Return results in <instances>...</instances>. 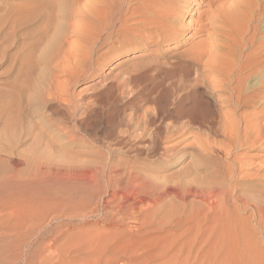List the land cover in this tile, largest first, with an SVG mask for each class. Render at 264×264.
Masks as SVG:
<instances>
[{
    "label": "rangeland",
    "instance_id": "374dc122",
    "mask_svg": "<svg viewBox=\"0 0 264 264\" xmlns=\"http://www.w3.org/2000/svg\"><path fill=\"white\" fill-rule=\"evenodd\" d=\"M37 1L38 0H0V113H1L0 114V182L9 181L11 183V191L15 193L14 197L16 200H19V202L23 203L25 198H26L25 199L26 202L30 201L29 203L27 202V204L30 207L31 206L33 207V209L31 207L32 211L34 210V212H32V215L34 213L37 214V216H34L36 214L32 216V221L35 220L33 222L36 223L38 219H34V218L36 217L38 218L40 216L44 218L42 219V222H37V224L40 223L41 225L45 226L46 231L44 230L43 233L48 234L47 236L48 239L50 238L56 239L59 237L58 239L60 240L58 239L55 240L57 242L59 241L58 244H64V243L68 244L66 243V241L67 242L69 241L68 245L71 244L70 246L75 244V243L72 244L71 242H76V243L81 242V244L77 243V245H79L78 247L82 245V248L80 249L77 248L76 244L73 245V247H75L74 252L78 251L79 253L78 255H76V257H79V255L83 253V250H84L83 247L86 244L85 240H87V238H88V243L89 244L91 243L92 240L90 239L91 238L90 235H93L94 233L98 232L96 230L99 229L101 232V230L103 229L107 231L108 233H111V232L116 233V231L119 233V232L126 231L130 227L129 226L130 221H127V220L125 221L128 225L126 223L118 222L120 223V225L115 226L116 228H112V226L106 225L108 223L107 222L108 217L106 219V213L110 214V217H111V214L114 213L112 216L113 218H115V220H117L118 213H122L121 212L122 210L124 212L126 210L127 211L132 210V208L130 207L131 205H133L132 202L134 201H135L134 204L136 203V206L139 205L138 207H136L135 211H137L136 213L139 212L140 214L139 215L137 214L136 217L141 220L145 218L144 219L145 221L149 219L146 222V224L148 223L149 224L146 226L147 227L149 226L147 228L148 230L152 229L151 233L152 232L153 233L152 234L150 233L151 237L159 238L158 240L159 242L157 241L155 245H153L154 243L153 244L150 243L152 244V248L155 249L156 251L163 252L167 249L172 248L171 254L173 256L177 249H174L170 245H174L175 247L178 243H180L181 245V243L183 241L186 242V240H194V238L195 240H197L198 239L197 236L198 235L200 236L201 233L203 234V236H200V237L198 236L199 239L206 238L210 234L211 232L210 228L212 227L210 226L209 228L207 226L211 225L209 223L210 219L212 218L217 219L216 213L215 214L212 213L213 217L212 216L210 217L209 216L210 211L208 210L204 199H202L199 196H196L194 193H191V192L187 193L186 191L191 189L188 183L189 184L194 183L193 186H195L197 184L204 185L207 183L211 185L213 182L214 183L217 182V184L223 185L224 187L228 188V191H230V193L228 194L230 196V194L233 193L232 184L237 185V183L235 182L230 183L229 181L225 179L224 166L222 165L220 160L217 159L216 157H209V158L207 156H199V157L196 156L195 157V155L192 154V151L188 150L187 148L184 149L178 156H174L173 157L174 159L164 158L165 156L161 158L162 155L160 156V154L161 153L163 154L162 149H164V147L168 145L171 146L173 144L178 143L179 149H181V148H184L186 145L193 143L194 139L191 138V135L189 134V132L181 136L180 138L176 137L173 141L170 142V144L164 143V141L166 142L165 138L163 139V142L162 140L159 141L157 144L158 146H156L158 147L156 148V153L154 155H150V157H148L149 155L146 156L145 154H144L145 157L143 155L136 156L135 153L129 152L130 151L129 149L131 148L130 145L134 143L132 141L133 140V136H132L133 131L131 132L132 127H130L128 123L130 116H135V115L144 116L145 114L144 111H146V107L149 106L148 109H150V107L152 106L151 108H153V105H150V104H147V105L145 104V106H143L145 103V102L143 103V99H145L144 98L145 95L142 94L143 89L152 88L154 86L153 82L155 83V81L153 80H156L159 83V81H161V78L165 77L168 74V72L169 73L172 72V70H173L172 74L174 72L176 73V71L177 72L182 71L181 67L176 68L177 69L176 70L175 68L171 67L172 66L171 64L172 63L176 64L178 62H181L179 61V56L176 57V55L186 52L189 49V47L192 45V41L184 39L183 41L187 43H185V45H183L180 48H174V49H172V47L174 46V42L171 41L170 44L163 46V48L160 51L156 49H152L148 51L147 53H144L145 56L142 57V56H139L141 54H138V50L136 51V50L125 47L127 41H124L125 40L124 38L120 40L118 39L115 40L116 39L115 36L117 34L115 32L116 30L114 29H117V28H114L108 31V33L114 37L113 39L114 42L113 40L112 42L102 41L101 43L97 45L98 47L96 46L97 48L96 49L94 45L91 43H89L88 45H85L83 43L84 38L81 35V30L85 29L84 27L85 25L87 26L85 33H88L90 35V33L93 32V26L91 25H94L95 23L94 19L90 18V19L83 20V21L78 20V19H73V18L70 19L68 15L65 13V8L67 10V7H66L67 2H68L67 0H62V3L60 0H52V1L42 0L44 3H46V5H49V3L54 5L53 8L55 7L54 10L56 9L57 11L56 12L57 16L55 15L54 17V23H52V26H50L48 22H40L38 18L36 19L33 18L34 20L31 22L30 20L32 18L30 17H33V16L38 17V16H36V14L31 13V11H33V8H32L33 5H31L30 3H33V2L35 3ZM47 1H49V3ZM69 1L70 2L72 1L73 3L72 2L71 3L75 5L74 0H69ZM91 1L92 0H82L83 3L89 2L88 5H91L90 3H93V1L92 2ZM257 1L256 3L257 4L259 3L258 4L259 7L263 3L262 5L263 8L261 6L262 8L261 11H264L263 10L264 0H257ZM135 2L136 1H131L130 6L135 8L137 6V3ZM27 4H30V5L28 6ZM25 5H27V7ZM53 8L51 6V9H50L47 6V8L43 9L44 11L42 10L43 11L42 13L47 14L48 12V14H50L51 13L50 11H52ZM18 9L20 13L18 12ZM27 9H29V11ZM20 10H22L24 14H22V11ZM61 10L64 12H61ZM203 11H205V7L203 6V4H200V6H197L195 5V3L191 2L190 8L184 12L181 21H183L182 23L184 26L189 28L188 32L186 33L187 36L189 35L188 38L191 37L192 34L194 33L195 22L198 20L199 15H201ZM58 12H59V15H58ZM62 13L63 15L66 14L64 15L65 17H63ZM27 14H31L29 15L30 17ZM29 18L30 20L28 21V25H27V22L25 21L28 20ZM67 18H69L70 20ZM55 19L58 22H56ZM79 25L80 26L82 25V26L80 27ZM117 26L119 25L117 24L116 27ZM110 31L112 32L110 33ZM54 32H57V33H54ZM40 36L42 37V39H40L41 38ZM44 38H46L47 40ZM65 38L67 39V41ZM39 41L41 43L43 42L44 45H42ZM26 43L27 45H25ZM55 45H56V48H54ZM51 49H53L52 51L54 52H52ZM47 55L51 63H48L46 65L44 64L46 63L44 61V58L46 59ZM91 55H94V56L92 57ZM153 55L158 56L157 57L158 60L156 58L155 60L156 62L154 63H156L157 65L152 63L153 65L152 66L150 64L151 63L150 56H153ZM43 56H46V57H43ZM133 57H136V58H133ZM82 60L83 61L87 60L86 62H88V64L91 63L90 70L88 71L89 73L87 72L86 76L83 75L82 76L83 78L81 77L79 81L77 80L78 82L75 81L76 82L75 84H73V82L70 83L71 79L73 81V78H71L72 72L75 70H78L79 63L83 62ZM13 61L15 62L14 64H13ZM59 61L61 63V66H60L61 69L55 66L56 64L55 62L58 63ZM92 62H94V64ZM169 62L170 64H168ZM139 64L142 67H144L142 69L143 70L145 69L144 71L146 74L143 75L144 71L142 70L143 72H141V74L139 73L140 75L139 74L135 75L136 73H133L132 75L131 73L132 67L139 65ZM54 66L56 68H53ZM155 66L162 68L163 72L158 73L160 76H158L157 72H152V71L148 72V70L152 69V67H155ZM128 68L130 69L129 71L127 70ZM164 69L168 70V72L164 71ZM66 71H69V72H66ZM125 71L128 73H131L130 75L134 76V80L131 83H129L128 86L125 87L124 89L125 91L122 92V89L120 91V89L116 87H118V84H119L117 82H120L122 80L121 79L123 75L122 72L125 73ZM116 77L118 78L116 79ZM145 77H147L148 79ZM136 79H137L136 83L138 82V84L135 83ZM27 83L31 87H29V85H27L28 86L27 87L26 86ZM20 84H23V85H20ZM18 86L19 87L21 86L20 87L22 89L21 91ZM205 89L206 88L202 86L200 88L201 91L199 90V94H203ZM29 97L34 98V99H31V101H29ZM170 99L172 100H168L169 102H167L168 104H166V106L167 107L169 106V108L165 107L166 112H164V114H162L161 116H168V115L172 116L171 110L173 107L172 106L173 98H170ZM203 99H206L207 101L213 104L214 100L208 99L207 97H203ZM8 102L11 103L10 105L12 109L10 108L9 110L10 112L4 111L3 109L4 107L3 105L8 104ZM138 103L140 105H138ZM141 104L143 107L141 106ZM134 111H136V113ZM167 113L169 114L167 115ZM9 122L11 124H9ZM115 128L118 130H116ZM113 129L116 131H114ZM127 131L128 133L130 132L131 135L130 133L128 134ZM112 132L114 133L116 132L115 135ZM122 139H124L125 141ZM121 140L123 141L124 145L122 144ZM120 142L122 145H120ZM37 146L39 147V149L36 148ZM158 152H161V153H159L158 155L157 154ZM252 153L249 154L251 158L254 157L253 155L255 156L257 155L259 157V158L257 156L254 157L256 158L257 165L261 163L262 161L264 162V153H260V154L258 152H254L253 154ZM35 156H37V158ZM42 156L44 158H47L48 161L49 160L52 161L53 163H49L47 161L46 163H44L43 161L44 158L43 160H41ZM179 156L182 158H180ZM176 157H179V158H176ZM32 158H33V161L31 160ZM35 158L38 160L35 163H39L40 160L41 162H43V164L45 165V166L43 165L45 171L59 172V171L70 170V169H76L79 171L81 170L83 171L85 169H90L94 173L95 180L92 182V185H91L90 183L86 184L80 181L79 175L73 178L76 180H69L66 182L56 177L55 178H51V177L43 178L42 177L41 179V177H39V175L36 174V172L38 173L37 170H39V167L42 164L35 165L34 164ZM166 159H169V160H166ZM190 164L192 166H190ZM111 169L115 170L117 174L115 173V175L113 176L111 174ZM131 169H133L132 171L135 170V172L138 171V173L143 172L146 175L145 176L143 174V176L145 177H142V178L146 179V181H148L147 179H149V182H151V183H148L149 186H147L148 184L146 185L147 187H151V186L153 187L154 185L152 182L157 181V183L159 184L163 183L162 185L160 184V186L162 187V188L160 187L161 190L159 189L160 191L155 192V194L149 193L150 194L149 195L148 193L144 192L145 187H146L144 183L139 182V181L138 183L136 181H133L134 184L130 183L126 178V174H128V172H130ZM216 171L217 173L214 174L213 172H216ZM124 172H125V175H124ZM119 175L121 176L122 179H120ZM140 175L142 174L140 173ZM116 176H118L119 179ZM211 176H215V177L211 178ZM110 180H112L113 183ZM120 182L123 184H121ZM115 183L119 187L121 185H123V187L121 186L120 188H116L117 187L116 186L115 188H113V186H115L114 185ZM127 183H130V184H127ZM109 184H111V186ZM238 184H239L238 188L240 191L241 189H246L245 191L242 190L241 192H245L246 194L249 193L247 195L249 196L251 195L255 197L256 199L258 198L257 199L258 201L264 203V180L262 181V180L254 179L252 183H247V184L246 182L244 183V181H241V182L239 181ZM131 185H132V188H131ZM127 186H129L130 188ZM193 186L191 190H194ZM124 187L125 189L126 188L128 189L125 190ZM133 187L136 189H134ZM112 189L113 190L116 189L115 192L113 191L114 193L112 192ZM148 190L151 191L153 189L150 188ZM29 191L31 192L29 193ZM20 193H23V196L26 195V197H24L23 199L22 195L18 196ZM143 193L145 196L143 195ZM156 193L160 196H158ZM181 194L183 196L185 195L186 197L185 196L183 197ZM27 195H29L28 198H27ZM153 195L155 196L157 195V197ZM153 197H155L156 199L154 202H153L154 200ZM230 197H228V200H227V204H226V206H228L227 209L231 210L232 212L233 211L238 212L235 209V207H237V204H234L231 199L229 200ZM139 199H142L143 201L145 200L144 201L145 203L142 200L139 201ZM137 200L139 201L140 204L138 203ZM25 201L24 203H26ZM123 201H126V202H123ZM104 206H107L108 212L104 210L103 208ZM102 210L105 211V213ZM147 211H149L150 214L146 213ZM144 212H145V215L142 218V216L140 215L143 214ZM205 213L207 214L209 213L208 214L210 218L208 221L209 224L205 222L204 220L205 219L204 216L207 215ZM147 214H149L148 217H146ZM235 214H237L239 217L241 216L240 217L241 221L240 219H237L238 217L237 215L235 216ZM251 214H252L251 211H247L243 213L233 212L232 221H236L237 219L238 220V222L236 221L237 223L236 222L230 223L231 222L230 220H226V218L222 217L220 220L221 222H223V224L221 225L222 227L219 226V228L216 230L218 233L222 231L221 236H220V243L218 244L219 248H215L212 245L210 246V248L209 246L204 247L202 244H201L202 246L200 244H197L199 243L198 241L196 243L198 245V247L196 245L197 249L195 246L193 248L196 251L198 250L199 252H200V248L202 249L205 248L204 250L205 253L202 252L201 253L203 254L201 255L202 257L199 256V259H196L198 257V255L196 257V253L198 254L199 252L198 251L196 252L192 248L193 249L192 251L194 253L192 252L193 256L189 257L190 260L187 264H193V261L195 259L196 260L194 261V264H196L195 262L197 260H199V262H201L202 264L204 263L205 264L207 263L215 264L217 262H220V263L223 262L224 264L226 263L230 264L231 262H232L231 264H238V263L245 264L246 262L248 264L249 263L250 264H254V263L264 264V231H263L264 226L260 228L257 224L260 222L259 215L257 217V215L254 214V216L250 217ZM72 215L73 217L76 216V218L74 217L72 219L71 217ZM88 215L89 216L91 215V216L89 217ZM196 215H198L199 217ZM150 216L151 217L153 216L152 219L155 218V220L154 219L152 220ZM155 216H157L158 219ZM201 216H203L204 218ZM234 216L236 219L234 218ZM183 217H185L184 219L189 218L190 219L189 222H191V219H194V218L195 219L193 222L189 223L186 220H183ZM159 218L163 220L160 222L161 219ZM150 220L153 222H151ZM195 221H196V224L194 225L193 223H195ZM202 221H204L205 223ZM226 221H230V222H226ZM239 221L240 222L243 221V223H239ZM154 222H156L155 225L153 224ZM158 222L160 223V226H162L164 229H162V227H160L157 224ZM186 222H187V225L184 224ZM118 223L116 222V224ZM151 223L153 224V226ZM197 223L199 226H196ZM202 223L203 225L205 224L207 228L205 226H202ZM245 223L246 225L243 226ZM150 224H151V228H150ZM231 224L232 225L234 224L235 226L234 225L231 226ZM239 224L241 226L240 229L238 228ZM157 225L163 231L161 229H158ZM236 225H237V228H236ZM10 226H12V224L10 225L6 224V225L0 226V237H6L7 235H9L8 237H6V239L8 238L7 240H11L12 237H15V234L17 232L16 231L14 232V228H11ZM193 226L195 228L196 227H199V228H196V230H194ZM7 227L9 229H6ZM188 228H191L192 231H188ZM204 228L206 229L209 228V230H206ZM5 229L7 231H5ZM12 229H13L14 236H13V233L9 232V230L11 231ZM93 229L96 232L91 231ZM157 229L159 231H157ZM236 229L237 230L239 229V230L237 231ZM89 231L90 233L92 232L93 234L91 233L89 235ZM203 231H205V233H203ZM226 231H230V233ZM234 231L238 236L235 233H233ZM198 232L199 234H197ZM223 232H225L226 234ZM179 233H181V235L183 236V239L181 238V235ZM192 233L193 235L190 236ZM85 234H87L86 237H85ZM183 234L185 235L188 234V235H186L187 236L186 237ZM97 235H99V233L95 234L94 240H95V237L97 238ZM215 235L218 236L217 233ZM229 235L230 237H232L233 240L230 239V237H228ZM193 236H196V237H193ZM223 237L225 239H223ZM240 237L241 238L243 237V238L241 239ZM180 238L182 239L181 240L182 242L180 241ZM227 238L229 240H227ZM92 239H93V236H92ZM160 240L162 243H160ZM164 240L166 242L169 241L167 243L169 246L166 247L167 244L166 242L164 243ZM223 240H225L224 243H223ZM230 241L231 242L233 241L232 242L233 244ZM174 242H177V244ZM36 243L38 244V246L40 245L39 241H35L36 247H37ZM43 243L44 241L41 242V245ZM238 243H240V245ZM2 245L3 244H0V246ZM221 246L223 247L220 248ZM224 246H226V248ZM211 247L214 248L215 251L214 249H211ZM227 248H230V249H227ZM79 250H82V253H80L81 251L79 252ZM233 250L234 251L236 250L235 252H237V254ZM217 251L218 252L221 251V252L218 253ZM223 251L224 252L226 251L225 255ZM230 251L232 254L230 253ZM212 252L214 253V255H212L213 254ZM194 256H195V259L193 260L192 258H194ZM80 257L82 258L83 256L81 255ZM209 258L214 259L213 262L211 259H210L211 262H207ZM159 259H156L158 260V263H159ZM215 259H217L216 262H214ZM161 260L162 259H160V262L162 263L164 259L162 261ZM156 263L157 261L155 263L153 262V264H156ZM220 263H217V264H220Z\"/></svg>",
    "mask_w": 264,
    "mask_h": 264
},
{
    "label": "bare ground",
    "instance_id": "6f19581e",
    "mask_svg": "<svg viewBox=\"0 0 264 264\" xmlns=\"http://www.w3.org/2000/svg\"><path fill=\"white\" fill-rule=\"evenodd\" d=\"M49 1H52V0H49ZM49 1H47V2L49 3ZM60 1L62 3V0H60ZM67 1H68L67 5H66L67 10L65 7H63V8H65V13L68 15V17L70 19L73 18V19H78V20L83 21V20H87V19L92 18L95 21L94 25H91V26H93V32H91L90 35L88 33H85L86 27H87L86 25L84 26L85 29H82L83 31L81 30V35L84 38L83 43L85 45H88L89 43H91L96 48V46L99 43H101L102 41H104V42L111 41L112 42L114 37L111 34H109L108 31L111 29H114V28H117V29H114V30H116L115 32L117 34L115 36L116 37L115 40H117V39L120 40V39L124 38L125 39L124 41H127L125 47L136 50V51L138 50V54H141L139 56H142V57L145 56L144 53H147L148 51H150L152 49H156V50L160 51L163 48V46L170 44L171 41L174 42V46L172 47V49L180 48L183 45H185V43H187V42L183 41L184 39L192 41V45L189 47V49L186 52L176 55V57L179 56V61H181V62H178L176 64H173V63L171 64L172 65L171 67H173L175 69L178 67L179 68L181 67L182 71L179 70L180 72L176 71V73L174 72L172 74L173 70H172V72L169 73L168 70L164 69V71L168 72V74L165 77L161 76L162 78H161V81H159V83L156 80H153V81H155V83L153 82L154 86L152 88L143 89L142 94L145 95V97H144L145 99H143V103L144 102L145 103L143 106H145V104L146 105L150 104V105H153V108H151L152 106L150 107V109H148L149 106L146 107V111L143 110L145 112L144 116H136V115L130 116L128 123H129L130 127H132L131 132L133 131L132 132L133 140L132 139L131 140L134 143L130 145L131 148L129 147L130 151L129 150L128 151L131 153H135L136 156L137 155H143L144 156V154H145L146 156L149 155L148 157H150V155H154L156 153V148H158L156 146H158L157 144L159 141L162 140V142H163V139L165 138L166 142L164 141V143L170 144V142L173 141L176 137L180 138L181 136H183L189 132V134L191 135V138L194 139L193 143H190L189 145H186L184 148H181V149H179L178 143L173 144L171 146L168 145V146L164 147V149L161 148L163 151V154L161 152H158L157 154L159 155V153H161L160 154V156L162 155L161 158H163V156H165L164 158H173L174 156H178L184 149L187 148L188 150L192 151V154H194L195 157L196 156H198V157L199 156H207L208 158L209 157H216L217 159L220 160V162L224 166V177H225V179L227 181H229L230 183L235 182V183H237V185L232 184L233 193L230 194V196H231L230 197L228 194V193H230V191H228V188L224 187L223 185L217 184V182H215V183L213 182L214 184L210 183L211 185H209L207 183L204 185L203 184H199V185L197 184L195 186H193L194 183L193 184L188 183L189 187H191V189H192V186H193L194 190L190 189V190H187L186 192L187 193H190V192L194 193L196 196H199L202 199H204V201L206 202V206H207V208L211 214L210 215L208 213L209 216L211 217L212 213H214V214L216 213L217 219L216 218L210 219L208 214L205 213V214H207L204 216L205 222L208 223V221L210 219L209 223L211 224V225H208L209 223L208 224L206 223L208 225L207 227L210 228V226H212L210 228L211 232L206 238H200L199 239L200 236H203V234L201 233L200 236L198 235L199 237L197 236V238H198L197 240H195V238H194L195 242H194V240H186V242H184V241L182 242L181 241L183 239V236L181 235L182 232L179 233L181 235V238H182V239L180 238V241L183 244L181 243V245H180V243L177 244V242H174L177 244L175 247H174V245H170L174 249H177L173 256L171 254L172 248L167 249L165 251L161 250L163 252L156 251L155 249L152 248V244L154 243L153 245H155V243H157L159 238L151 237V234L153 233V232L151 233L152 229L148 230L147 228L149 226L148 227L146 226L149 224V223L146 224V222L149 219L145 221L144 220L145 218L143 220L137 218L136 217L137 214L139 215L140 213L139 212L136 213L137 211H135V210H136V207H138L139 205L136 206V203L134 204L135 201L134 202L131 201L133 203V205H131V207H130V208H132V210H130V211L126 210L125 211L126 213L122 210L121 211L122 213H118L117 220H115V218H113V216H112L114 213L111 214V217H110V214L106 213V219L108 217V219H107L108 223L106 224L107 226H112V228H116L115 226L120 225V223H118V222L126 223L125 221L127 220V221H130V225H129L130 227L126 231L119 232V233L117 231H116V233H114V232L108 233L107 231H105L103 229L101 230V232L99 229L96 230V231H98V232H96L93 229L91 231L96 232L97 234L99 233V235H97V238L95 237V240H94V236L96 233L93 234L91 232L93 235H90L91 233L89 231V235L91 236L90 239L92 241L90 240L91 243L89 244L88 238H87V240H85L86 244L88 243L89 245L88 244L86 245L84 243L85 241L83 242L86 245V247L83 244L85 247V248L83 247L84 250L82 249L83 253H82V250H79V252L81 251L80 253H82L81 255L83 256L81 258L80 257L81 255H79V257H80L79 258V257H76V255H78L79 253H78V251L74 252L75 247H73V245L76 244L77 248H79V249L82 248V245L80 247H78L79 246V245H77L78 242L77 243L71 242L72 244L73 243H75V244L70 246L71 244L68 245L69 241L67 242L66 241L67 239L65 241L68 244H65L64 243L65 241L63 242L64 244H58L59 241L57 242L55 240H57L59 237L56 239H54V238L48 239V237H47L48 234L43 233L45 230V226L41 225L40 223L37 224V222H42V219H44V218L40 216L38 218L37 217L34 218V219H38V221H36V223L33 222L35 220L32 221V216L36 213H34L32 215V212H34V210L32 211L33 207L31 206L32 207V209H31V207L27 204L28 201L27 202L25 201L26 198L24 199V197H26V195L23 196V193H20L18 196L22 195V197L26 203H24V201H23V203L19 202V200H16L14 197L15 193L13 191H11V183L9 181L0 182V226L6 225V224L7 225L12 224L13 227L12 226H10V227L14 228V232L15 231L17 232L15 234V237H12L11 240H7L8 238L6 239V237H8L9 235L6 236L4 234L6 237H0V244H3L2 246H0V264H153V262L155 263L156 261L158 263V260H156V259H159V258L162 260L164 259V261L161 260L162 263L160 262V259H159V263H161V264H183V262H184V264H187L190 260L189 257L193 256L192 255V252H193L192 250L194 249L193 247L194 246L196 247L197 244H200V245L202 244L204 247L209 246V248L211 245L215 248H219L218 244L220 243V236H221L222 231L220 233H218L216 230L219 228V226H221L223 224V222L220 221L222 217L226 218V220L231 221V222L230 221H226V222H230V223H233L236 221L238 222L237 219H240L241 216L239 217L237 214H235V216L237 215L238 218L236 219L234 216L236 221H232L233 220L232 219L233 218V212L243 213V212L251 211L252 214L250 215V217L254 216V214L257 215V217L259 215L260 222L257 224L260 228L263 227L264 226V203L258 201L257 200L258 198L256 199L255 197H253L251 195L250 196L247 195L249 193L246 194L245 192H241L242 190L245 191L246 189H241V191H240L238 188L239 187L238 186L239 181L240 182L244 181V183L246 182V184H247V183H252L254 179H256V180L258 179V180H262V181L264 180V162L262 161L261 163H259L257 165L256 164L257 163L256 158H254L257 155L256 156L253 155L254 156L253 158H251L249 156V154L252 152L253 153L258 152L259 154L264 153V11H261L263 8V6H262L263 3L261 2L262 3V5H261L262 8H261V6L259 7V5H258L259 3L258 4L256 3L257 0L256 1L255 0H200V1L199 0H92L93 3H90L91 5H88L89 2L83 3L82 0H74L75 5L72 4L73 3L72 1H71L72 3L69 0H67ZM131 1H136L135 3H137V6L135 8L130 6ZM56 2H58V1H56ZM191 2L195 3V5H197V6H200V4H203V6L205 7V11H203V13L201 15H199L198 20L195 22V25H194V33L192 34L191 37L188 38L189 35L187 36L186 33L188 32L189 28L183 25V23H182L183 21H181V19L183 17L184 12L190 8ZM257 2H259V1H257ZM30 4L33 5V7H32L33 11H31V13L36 14V16H38V17H34L33 15H32L33 17H30L29 15H31V14H27L30 18H32L31 20L29 18L26 21L23 19L25 22H27V25H28L29 20L32 22L34 19L38 18L40 20V22H48V24L50 26H52V23H54V17H55L56 12H57L56 9L54 10L55 7L53 8L54 5L49 3V5H51L53 9H52V11H50L51 13L49 12L50 14H48V12H47V14H45V13H42L44 11L43 9L47 8V6L51 9V6L46 5V3H44L42 0H40V1L38 0L37 2H35V3L33 2ZM30 4H27V5L29 6ZM27 5H25V6L27 7ZM27 10L29 11V9H27ZM20 11H22V10H20ZM18 12H19V9H18ZM61 12H64V11L61 10ZM27 13H29V12H27ZM22 14H24L23 11H22ZM66 14H64V15H66ZM58 15H59V12H58ZM62 15H63V13H62ZM64 15H63V17H65ZM27 17H26V19H27ZM69 18H67V19H69ZM90 21H92V20H90ZM94 21H92V22H94ZM56 22H58V21L56 20ZM60 22H62V21H60ZM66 24H65V26H66ZM117 24L119 26L116 27ZM90 29H92V28H90ZM112 31H110V33ZM54 33H57V32H54ZM85 36H87V37H85ZM46 38H44V39H46ZM40 39H42V37ZM46 40H45V42H46ZM66 41H67V39H66ZM113 42H114V40H113ZM41 44L44 45L43 42ZM25 45H27V43ZM52 45H54V44H52ZM23 46H24V44H23ZM48 47H50V46H48ZM54 48H56V45ZM72 48H74V47H72ZM45 49H47V48H45ZM52 50L53 49H51V51ZM57 50H58V48H57ZM52 52H54V51H52ZM18 53H20V52H18ZM91 56L93 57L94 55H91ZM43 57H46V56H43ZM157 57L158 56H156V55L150 56V59H151L150 64L151 65H152V63L156 62L155 60ZM133 58H136V57H133ZM137 58H138V56H137ZM15 59H16V57H15ZM83 60H85V59H83ZM157 60H158V58H157ZM44 61L46 62V63H44L46 65L48 63H51L50 60L48 59V55H47L46 59L44 58ZM86 61L80 62L78 70H75L72 72L71 78H73V81L71 79L70 83L73 82V84H75L76 82H78L81 79V77L83 75L86 76L87 72L90 70V65H91V63L88 64V62H86ZM22 62H24V61H22ZM14 63L15 62L13 61V64ZM55 63H56L55 66L57 68L61 69L60 68V66H61L60 61L58 62L59 64L57 62H55ZM92 63L94 64V62H92ZM154 64H156V63H154ZM168 64H170V62ZM52 65H51V67H52ZM21 66H23V65H21ZM34 66H35V64H34ZM55 66L53 68H56ZM48 67H50V66H48ZM30 68H31V66H30ZM129 68L127 69L128 71L130 70ZM142 68H144V67H142L140 64L133 66L132 72H131L132 75H133V73H136L135 75H137L139 73L141 74V72H143L145 70V69L143 70ZM66 69H68V68H66ZM126 71H125V73L122 72L123 73L122 78H121L122 80L120 82H117L119 84H118V87H116V88H119L120 91L122 89V92H124L125 87L128 86V84L134 80V76H131L130 75L131 73H128ZM149 71L150 72L151 71L157 72V74L160 72L161 73L163 72L162 68L157 67V66L152 67V69L148 70V72ZM66 72H69V71H66ZM145 74L146 73L144 71L143 75H145ZM143 75H142V77H143ZM158 76H160V75L158 74ZM117 78L118 77H116V79ZM145 78H147V77H145ZM140 79H141V77H140ZM156 79H158V78H156ZM136 81H137V79L135 80V83H136ZM156 83H158V84H156ZM136 84H138V82ZM20 85H23V84H20ZM27 85H29V84L27 83L26 86ZM141 85H142V83H141ZM202 86H204V88H206V89L204 90L203 94H199V90ZM29 87H31V86L29 85ZM10 88H11V86H10ZM32 89H33V87H32ZM21 90L22 89L20 88V91ZM12 93H14V92H12ZM52 93H53V91H52ZM48 94H49V92H48ZM203 97H207L208 99L214 100L213 104L210 103L209 101H207L206 99H203ZM170 98H173V101H172L173 107L171 110L172 116H169L168 115L169 113H167L168 116H161L162 114H164V112H166L165 107L169 108V106L167 107L166 104H168L167 103V102H169L168 100H172ZM31 99H34V98L29 97V101H31ZM18 100H19V98H18ZM137 101H138V99H137ZM10 104L11 103L8 102V104L3 105L4 107L2 106L4 111L10 110V108H11ZM138 105H140V104L138 103ZM141 106H142V104H141ZM134 112L136 113V111H134ZM18 122H19V120H18ZM9 124H11V123L9 122ZM116 130H118V129H116ZM116 130H114V131H116ZM112 133L115 135L116 132L115 133L112 132ZM127 133H128V131H127ZM114 135H112V136H114ZM130 135H131V133H130ZM122 140H124V139H122ZM122 144L124 145L123 141H122ZM122 144L120 142V145H122ZM160 144H162V143H160ZM36 148L39 149L38 146ZM109 148H110V146H109ZM109 148H108V150H109ZM35 157L37 158V156H35ZM179 157H176V158H179ZM36 158H35L36 161L34 160V164L35 165L36 164H38V165L42 164V165H40L39 170H37L38 173L36 172V174H38L39 177H41V179H42V177L43 178H48V177L55 178L56 177L58 179H62V181H64V182H66L69 180H76L73 178L76 177L77 175H79L80 181H82L86 184L90 183L91 185H92V182L95 180L94 173L90 169H85L83 171L82 170L79 171L76 169L64 170V171H59V172L45 171L44 167H43L44 164H43V162H41V160H43L44 157L42 156L39 163H35L38 161ZM180 158H182V157H180ZM38 159H40V158H38ZM31 160L33 161V158ZM166 160H169V159H166ZM43 161H44V163H46V161L49 163H53L50 160L48 161L47 158H44ZM46 166H48V165H46ZM190 166H192V165L190 164ZM132 170L133 169H131L130 172H128V174H126V178L130 183L134 184L133 181H136L137 183L139 181V182L144 183L145 186L148 183H151V182H149V179H147L148 181H146V179L142 178V177L146 176L143 172H140L142 174V175H140V173H138L137 170H136L137 172H135V170L134 171H132ZM193 170H195V169H193ZM115 173H116V171L111 169V174L113 176L115 175ZM213 173L216 174L217 171L213 172ZM143 174L145 176H143ZM122 175H123V173H122ZM124 175H125V172H124ZM209 175H211V174H209ZM35 176H37V175H35ZM108 177H109V175H108ZM116 177L119 179L118 176H116ZM213 177H215V176H211V178H213ZM191 178H192V176H191ZM120 179H122L121 176H120ZM110 181H112V180H110ZM113 181H114V179H113ZM113 181H112V183H113ZM130 183H127V184H130ZM152 183L154 185L153 187L152 186L147 187V186H149V184L145 187V191H144L145 193L155 194V192H159L161 190L160 189L161 183L159 184V183H157V181L152 182ZM111 184H109V185L111 186ZM121 184H123V183H121ZM139 184H137V185H139ZM114 185L115 186H113V188H115L116 186H117L116 188H120L121 186L123 187V185H121L119 187L116 183ZM125 187H126V185H125ZM125 187H124V189H125ZM127 187H129V186H127ZM131 188H132V185H131ZM150 188H152L153 190L149 191L148 189H150ZM121 189H119V190H121ZM127 189L128 188H126L125 190H127ZM134 189H136V188H134ZM115 190L116 189H114V190L112 189V192L113 191L115 192ZM125 190H123V191H125ZM141 190H142V188H141ZM30 192L31 191H29V193ZM161 194H163V193H161ZM143 195H144V193H143ZM157 195L156 196L153 195V196L157 197ZM28 196L29 195H27V198H28ZM158 196H160V195H158ZM155 197H153L154 200L152 199L153 202L156 200ZM228 197H230L229 200L231 199L234 204H237V207H235V209L238 212H236V211L232 212L231 210L227 209L228 206H226V204H227ZM140 200H142V199H139V201ZM139 201H138V203H139ZM123 202H126V201H123ZM32 203H34V202H32ZM103 208H104V210H106V212H108L107 206H104ZM39 210H40V208H39ZM103 212L105 213V211H103ZM141 212H143V211H141ZM146 213L150 214L149 211H147ZM149 214H147L146 217H148ZM144 215H145V212L143 214H141L140 216H142V218H143ZM34 216H37V214ZM153 216H154V214H153ZM191 216H189V217H191ZM196 216H198V215H196ZM71 217H72V219L74 217L76 218V216L73 217V215ZM152 217H151V219H152ZM155 217L157 218V216H155ZM194 217H195V215H194ZM201 217H203V216H201ZM184 218L185 217H183V220H186L187 222L190 221L189 218H187V219H184ZM81 219H83V218H81ZM153 219L155 220V218H153ZM159 219H161V218H159ZM194 219H191V222H193ZM162 220L163 219H161L160 222ZM201 220H202V218H201ZM82 221H84V220H82ZM240 221H241V219H240ZM240 221H239V223H243V221L242 222H240ZM116 222L118 224H116ZM151 222H153V221H151ZM187 222L184 224L187 225ZM191 222H189V223H191ZM202 222H204V221H202ZM155 223L156 222H154L153 224L155 225ZM198 223L196 226H199ZM151 224H150V228H151ZM153 224H152V226H153ZM157 224L160 226L159 222ZM193 224L195 225L196 221ZM224 224H226V223H224ZM158 225H157L158 229H161V228H159ZM233 225L231 224V226H233ZM241 225H243V224H241ZM245 225H246V223L243 226H245ZM202 226H205V224L203 225V223H202ZM157 227H155V228H157ZM160 227H162V226H160ZM226 227H227V225H226ZM240 227L241 226L239 224L238 228L240 229ZM196 228H199V227H196ZM196 228L194 227V230H196ZM206 228H204V229H206ZM209 228L206 230H209ZM225 228H223V229H225ZM236 228H237V225H236ZM1 229H3V228H1ZM6 229H9V228L7 227ZM6 229H5V231H7ZM158 229H157V231H159ZM162 229H164V228L162 227ZM153 230H155V229H153ZM188 231H192L191 228H188ZM235 231L233 233H235ZM9 232L13 233V229L11 231L9 230ZM200 232H202V231H200ZM226 232L230 233V231H226ZM154 233H155V231H154ZM203 233H205V231H203ZM216 233L218 236L215 235ZM223 233H225V232H223ZM197 234H199V232ZM1 235H3V234H1ZM53 235H54V233H53ZM86 235L87 234H85V237H86ZM178 235H177V237H178ZM183 235L186 236L188 234H186V235L183 234ZM192 235H193V233L190 236H192ZM13 236H14V233H13ZM92 236H93V239H92ZM10 237H11V235H10ZM87 237H89V236H87ZM186 237H185V239H186ZM193 237H196V236H193ZM228 237H230V235ZM188 238H190V237H188ZM237 238H236V240H237ZM51 239H53L54 241ZM178 239H179V237H178ZM223 239H225V238L223 237ZM230 239H232V237H230ZM40 240L44 241V243L42 245H41L42 241H40ZM58 240H60V239H58ZM161 240H160V243H162ZM227 240H229V239L227 238ZM35 241H39L40 245L38 246V244H37L38 242H37L36 243L37 247H36ZM198 241H199V243H197ZM224 241L225 240H223V243H224ZM165 242L166 241L164 240V243ZM168 242H166V244ZM150 243H152V244H150ZM78 244H81V242ZM171 244H173V243H171ZM238 244L240 245V243H238ZM238 244H236V245H238ZM167 246H169V245L167 244L166 247ZM197 247H198V245H197ZM197 247H196V249H197ZM222 247L223 246H221L220 248H222ZM224 247L226 248V246H224ZM77 248H76V250H77ZM225 248H223V249H225ZM211 249H214V248L211 247ZM227 249H230V248H227ZM159 250H160V248H159ZM204 250H205V248L204 249L200 248V252L197 250L199 252L198 254L196 253L197 251L195 250L196 251L195 252L196 257L198 255V257L196 259H199V256L203 255V254H201L202 252L205 253ZM237 250H238V248H237ZM214 251H215V249H214ZM220 252H218V253H220ZM225 252H224V255H225ZM230 253H231V251H230ZM235 253L237 254V252H235ZM238 254H239V252H238ZM212 255H214V253ZM228 255H230V254H228ZM206 256H208V255H206ZM224 258H225V256H224ZM192 259L194 260L195 256ZM206 259H208V258H206ZM210 259L211 258H209V260H207V262H211ZM211 260L213 262L214 259H211ZM216 260L217 259H215L214 262H216ZM218 260H219V258H218ZM222 260H224V259H222ZM194 261H193V264H194ZM200 261H201V259H200ZM195 263L196 264H199V263L202 264L201 262H199V260H197ZM217 263H220V262H217ZM217 263H215V264H217ZM222 263H220V264H222ZM228 263H230V262H228ZM245 264H248V263L246 262Z\"/></svg>",
    "mask_w": 264,
    "mask_h": 264
}]
</instances>
